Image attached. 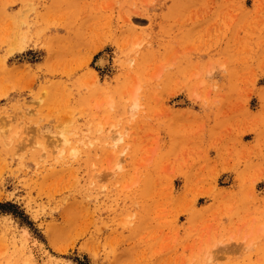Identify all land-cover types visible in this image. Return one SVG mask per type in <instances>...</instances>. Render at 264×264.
<instances>
[{
    "label": "rangeland",
    "instance_id": "obj_1",
    "mask_svg": "<svg viewBox=\"0 0 264 264\" xmlns=\"http://www.w3.org/2000/svg\"><path fill=\"white\" fill-rule=\"evenodd\" d=\"M0 264H264V0H0Z\"/></svg>",
    "mask_w": 264,
    "mask_h": 264
},
{
    "label": "bare ground",
    "instance_id": "obj_2",
    "mask_svg": "<svg viewBox=\"0 0 264 264\" xmlns=\"http://www.w3.org/2000/svg\"><path fill=\"white\" fill-rule=\"evenodd\" d=\"M105 55V54H104ZM107 55V54H106ZM106 61V60H105ZM96 64L97 65H103L104 64V59H103V57H99L98 59H97V62H96ZM138 104V102L137 101H134V103H133V108H135L136 107V105ZM122 136V135H121ZM56 137V136H55ZM120 137V136H119ZM121 139H122V137H121ZM118 140H120V138H118ZM55 147V146H54Z\"/></svg>",
    "mask_w": 264,
    "mask_h": 264
}]
</instances>
